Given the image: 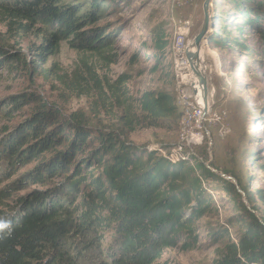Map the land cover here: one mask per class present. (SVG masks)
Returning <instances> with one entry per match:
<instances>
[{
  "label": "trees",
  "instance_id": "obj_1",
  "mask_svg": "<svg viewBox=\"0 0 264 264\" xmlns=\"http://www.w3.org/2000/svg\"><path fill=\"white\" fill-rule=\"evenodd\" d=\"M129 1L0 0V19L9 29L43 28L46 36L37 55L41 63L54 54L61 42L77 51L105 55L113 37L108 32L110 26L97 25ZM225 1L240 15V33L242 28H249L264 38V0ZM213 19L214 16L212 26ZM226 40L213 39L212 43L221 46ZM154 41L158 50L168 45L164 32L155 34ZM14 53L18 54L0 43L1 69L19 61ZM9 100L12 102L6 103L4 115L22 110L36 98L17 95ZM138 103L143 118L135 128H178L181 115L171 94L145 92ZM50 118L35 114L34 121L0 146V164L6 165L0 173L1 181L15 174L26 160L50 152L54 155L41 161L23 182L45 186L58 177L67 180L61 188L33 192L28 199H16L14 206L0 209V220L10 221V229L0 231V264H154L167 248L180 243L185 250H192L197 240L193 224L204 217L210 204L203 183L211 181L222 186L236 208L226 227L211 232L214 243H222L212 264H264V210L257 207L255 200L257 197L264 206L263 190L254 196L237 173L224 171L245 193L249 210L236 186L201 161L192 166L190 159L175 161L171 154L168 158L156 157V151L96 134L84 122L72 125L58 121L53 125ZM30 140L34 142L32 146H28ZM87 153L75 177L68 178L72 167H76L72 160ZM95 165L102 169L103 181L93 179L92 191L81 195L85 179L75 178ZM15 189L13 184L0 191V206ZM233 226H237L235 240L228 231ZM107 234H111L109 243L105 240Z\"/></svg>",
  "mask_w": 264,
  "mask_h": 264
},
{
  "label": "rangeland",
  "instance_id": "obj_2",
  "mask_svg": "<svg viewBox=\"0 0 264 264\" xmlns=\"http://www.w3.org/2000/svg\"><path fill=\"white\" fill-rule=\"evenodd\" d=\"M204 1L192 0L180 6H173L171 0L122 3L97 25L110 26L108 32L113 37L112 47L105 55L77 51L67 42H61L45 63L37 57L46 36L43 28L9 29L0 19V43L18 52L14 55L19 57L18 62H9L0 68V146L29 121H34L38 113L51 116L49 121L53 125L58 121H69L72 125L84 122L96 134L115 137L138 149L156 151V157L168 158L171 154L170 158L174 159L173 149L187 125L191 130L205 132L202 145L195 149V161L208 164L219 176L224 171L237 173L254 196L258 190L264 191V38L249 28H242L240 33L243 27L240 15L227 1L211 0L210 11L215 19L210 42L204 44L210 54L207 75L217 93L211 113L204 116L195 107L191 85L179 86L180 75L171 49L175 33L182 26L181 33L187 42L201 31ZM162 32L168 45L158 50L154 35ZM222 38L227 39L223 45L212 43L213 39ZM184 90L189 97L184 96ZM151 91L166 92L175 98L181 115L176 130L135 128L143 118L139 98ZM17 95H33L36 101L4 115L6 103L12 102L9 98ZM31 141L28 146L34 144ZM53 155L50 152L26 160L15 174L2 181L0 174V191L16 186L10 198L2 200L0 209L14 206L16 199H28L33 192L47 193L65 185L66 177L53 179L45 186L23 182L41 161ZM88 155L72 160L76 167H72L68 178L75 177L77 166ZM5 170L6 165L1 163L0 173ZM97 178L102 179L98 165L85 169L75 178L85 179L81 195L92 191V180ZM203 189L210 204L204 217L193 224L195 248L185 250L182 243L167 248L154 264H212L219 255L222 243H214L211 232L220 226L226 227L236 208L233 198L219 183L204 182ZM255 200L263 211L264 206L257 197ZM228 231L235 240L237 226ZM110 235L105 237L108 243Z\"/></svg>",
  "mask_w": 264,
  "mask_h": 264
},
{
  "label": "bare ground",
  "instance_id": "obj_3",
  "mask_svg": "<svg viewBox=\"0 0 264 264\" xmlns=\"http://www.w3.org/2000/svg\"><path fill=\"white\" fill-rule=\"evenodd\" d=\"M171 1L173 3V6H180L183 3L189 2V1L191 2L192 0H171ZM181 32H182V26H181V29H179V31L175 33L176 37H175V40L173 41L172 48H171L173 57H174L175 68L178 74L180 75L179 79L181 80L180 81L181 83H179V86L191 85V87L193 88L195 107L199 109L202 112V114H203V109L209 108L208 113L206 114L208 115L211 113V110L215 104V99H216V94H217L212 84L210 76L207 75L208 74L207 58L210 57V54L205 49V46H202L201 48H198V47L193 48L190 51L189 56H188L185 52V47L187 44L190 43L191 40L186 42L185 35ZM190 58L193 61H196V60L199 61L202 71L205 72L208 78L210 92H211L209 107L207 105L205 106V102H204L205 87L202 83V75L196 68L192 67L190 60H189ZM187 93H185V90L183 91V94L185 97H189L186 95ZM186 126H184V128L182 129L180 142L173 149V153L175 155L174 160L181 161L185 159H190V164L194 166L195 158L197 156L195 153V149L199 147L200 145H202L203 136L202 134H200L201 133L200 131L198 132L196 130H191L190 128H187ZM197 135H198V139L195 142H193V146H190V139H194V137ZM206 166L208 167V164ZM208 168L211 169L210 167Z\"/></svg>",
  "mask_w": 264,
  "mask_h": 264
},
{
  "label": "water",
  "instance_id": "obj_4",
  "mask_svg": "<svg viewBox=\"0 0 264 264\" xmlns=\"http://www.w3.org/2000/svg\"><path fill=\"white\" fill-rule=\"evenodd\" d=\"M211 4H212L211 0H205L203 3V16H204L203 26H202L201 31L190 41L189 44L186 45L185 52L188 56H189L190 51L193 48H195V47L201 48L209 40V37L211 34V28H212V15H211V11H210ZM189 60H190L192 67L196 68L200 72V74L202 75V83L205 87V100H204V102H205V106L207 105L209 107L210 93L211 92H210V86H209L208 78H207L205 72L202 71V68L200 67L199 61H197V60L193 61L191 58ZM208 110H209V108L203 109L204 115H206L208 113ZM213 172L217 173L215 171H213ZM220 176L222 178L226 179L227 181L232 182L236 186L237 192L243 197L244 204L247 205L248 209L250 210V206L248 205L246 195L238 186L236 179H234L231 176H226L225 174H221Z\"/></svg>",
  "mask_w": 264,
  "mask_h": 264
},
{
  "label": "clouds",
  "instance_id": "obj_5",
  "mask_svg": "<svg viewBox=\"0 0 264 264\" xmlns=\"http://www.w3.org/2000/svg\"><path fill=\"white\" fill-rule=\"evenodd\" d=\"M3 229H10V221L0 220V231Z\"/></svg>",
  "mask_w": 264,
  "mask_h": 264
},
{
  "label": "built area",
  "instance_id": "obj_6",
  "mask_svg": "<svg viewBox=\"0 0 264 264\" xmlns=\"http://www.w3.org/2000/svg\"><path fill=\"white\" fill-rule=\"evenodd\" d=\"M185 115H187V114H185ZM195 119H196V118H195ZM196 120H198V119H196ZM198 121H199V120H198ZM200 134H205V132H202V133H200ZM197 139H198V135L195 136L194 139H190V146H193V142H195Z\"/></svg>",
  "mask_w": 264,
  "mask_h": 264
}]
</instances>
